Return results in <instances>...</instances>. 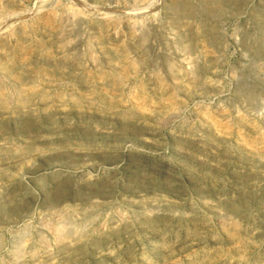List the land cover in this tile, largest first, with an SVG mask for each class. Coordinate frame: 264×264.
<instances>
[{"label": "rangeland", "instance_id": "374dc122", "mask_svg": "<svg viewBox=\"0 0 264 264\" xmlns=\"http://www.w3.org/2000/svg\"><path fill=\"white\" fill-rule=\"evenodd\" d=\"M0 264H264V0H0Z\"/></svg>", "mask_w": 264, "mask_h": 264}]
</instances>
